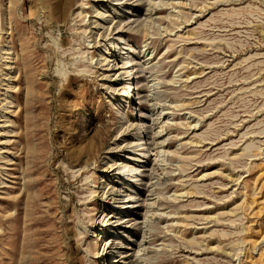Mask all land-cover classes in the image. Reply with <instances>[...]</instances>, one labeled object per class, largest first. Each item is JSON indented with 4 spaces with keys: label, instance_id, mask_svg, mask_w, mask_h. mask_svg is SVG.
Segmentation results:
<instances>
[{
    "label": "rangeland",
    "instance_id": "rangeland-1",
    "mask_svg": "<svg viewBox=\"0 0 264 264\" xmlns=\"http://www.w3.org/2000/svg\"><path fill=\"white\" fill-rule=\"evenodd\" d=\"M0 264H264V0H0Z\"/></svg>",
    "mask_w": 264,
    "mask_h": 264
},
{
    "label": "bare ground",
    "instance_id": "bare-ground-1",
    "mask_svg": "<svg viewBox=\"0 0 264 264\" xmlns=\"http://www.w3.org/2000/svg\"><path fill=\"white\" fill-rule=\"evenodd\" d=\"M120 3V2H119ZM118 4V3H117ZM83 6V2L81 3V6L79 7V10H78V14H82L83 13V8L84 7H82ZM96 12V16L95 17H97V15H103V14H101V12L100 11H98V8H97V11H95ZM98 18V17H97ZM96 18V19H97ZM92 20L93 22H94V24H95V22L97 21V20ZM144 22V21H143ZM112 46V45H111ZM108 51H104L102 54H101V56L100 57H102L103 58V60H106V56H105V54L107 53ZM101 59V58H100ZM125 61V60H124ZM109 64V63H108ZM132 70H134V68L132 67L131 68V70H130V72L132 71ZM130 74V73H129ZM132 75V74H131ZM130 76H128L127 78H129ZM126 87H128L126 90H125V93L127 92V95H125L122 99H128V98H130V97H132V90H133V87H131V83H128L127 84V86ZM130 96V97H129ZM125 158H130L128 155H126L125 156ZM123 168V167H122ZM132 170V169H131Z\"/></svg>",
    "mask_w": 264,
    "mask_h": 264
}]
</instances>
